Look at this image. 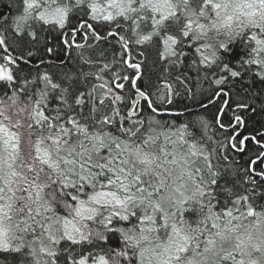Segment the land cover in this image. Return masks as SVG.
<instances>
[{
    "label": "snow or ice",
    "instance_id": "6c2138e0",
    "mask_svg": "<svg viewBox=\"0 0 264 264\" xmlns=\"http://www.w3.org/2000/svg\"><path fill=\"white\" fill-rule=\"evenodd\" d=\"M255 117L264 0H9L0 264H264Z\"/></svg>",
    "mask_w": 264,
    "mask_h": 264
},
{
    "label": "trees",
    "instance_id": "16d2710c",
    "mask_svg": "<svg viewBox=\"0 0 264 264\" xmlns=\"http://www.w3.org/2000/svg\"><path fill=\"white\" fill-rule=\"evenodd\" d=\"M9 3V0H0V11H5L7 12V5ZM52 71H56L55 69H52ZM179 111H182L184 115L180 117L181 120L187 119V120H192L194 121L196 119V115L200 113V109L196 108L193 106L190 109H178ZM214 113V109L210 108L207 112L204 113L209 119H212ZM260 122H264V120H260L259 117H255ZM198 134V133H197Z\"/></svg>",
    "mask_w": 264,
    "mask_h": 264
}]
</instances>
